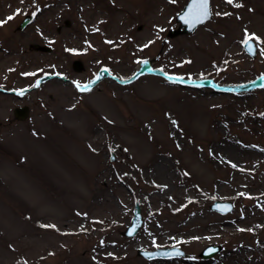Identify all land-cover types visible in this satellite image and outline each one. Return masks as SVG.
Segmentation results:
<instances>
[{
    "label": "rangeland",
    "instance_id": "obj_1",
    "mask_svg": "<svg viewBox=\"0 0 264 264\" xmlns=\"http://www.w3.org/2000/svg\"><path fill=\"white\" fill-rule=\"evenodd\" d=\"M186 1L0 0L5 52L20 50L13 11L26 3L40 12L29 41L52 47L43 60L31 51L28 70L1 51L0 74L14 88L45 72L85 83L102 66L129 76L143 58L220 84L264 73V0H210V20L168 37ZM24 95L0 93V264H264V87L224 94L144 74L85 92L53 78ZM19 102L29 115L9 124ZM134 199L143 223L126 237ZM215 199L233 210H210ZM208 244L221 248L204 259ZM172 245L187 255L136 253Z\"/></svg>",
    "mask_w": 264,
    "mask_h": 264
},
{
    "label": "water",
    "instance_id": "obj_2",
    "mask_svg": "<svg viewBox=\"0 0 264 264\" xmlns=\"http://www.w3.org/2000/svg\"><path fill=\"white\" fill-rule=\"evenodd\" d=\"M192 5H193V0H188L186 4L183 6V8L177 13L176 20L178 21L179 25L176 28L169 29L167 32L168 36L171 37V36H175L180 33L192 32L198 25L206 22L207 20L211 18L212 12L210 8V0H209V5H208L209 16L207 19H204L202 22L196 21L194 13L193 15H189L190 7ZM31 21H32V16L30 15L25 16L24 19L21 21L19 28L24 27L26 24L30 23ZM64 23L68 25L69 21L65 20ZM247 40H248V44H245L243 42L242 44L243 48L247 54H249L250 56H254L256 54L255 42L253 39H250V38H247ZM41 48L46 51H51L50 46H42ZM145 61H147V63H145ZM152 62L153 61L148 58L141 59L136 69L134 70V72L130 76L125 77V78H122L118 75L111 73L106 67H101L98 69L97 73L93 76L91 80L81 85L62 75H59L56 73H53V74L45 73L41 75L40 77H38L31 86L26 87L23 90L15 91V92L18 94H21L26 91H30L31 89L39 86L42 82L52 77H57V78H60L66 81H70L71 83L75 85V87L79 91H85L84 90L85 86H87V90H89L96 83H98L100 80H102L105 77L114 79L118 83L126 84L136 79L137 77H139L140 75L144 73L157 74V75L163 76L164 78H166L168 81L172 83H178L186 87H209L213 89L214 91L220 92V93L247 91V90H251L256 87L264 86V74H260L248 81H241L238 83L219 84L209 77L208 78L206 77L205 78H184L176 74H170L158 67H153ZM72 67L73 69L80 71L83 69V64L80 60L76 59L72 61ZM77 85H79L80 87L78 88ZM27 113H28L27 106L16 107L14 109V114L16 118L18 119H24ZM110 157L111 159H114V155L111 154ZM233 206H234L233 202L230 200L217 199V200H214L209 205V208L211 210H216L220 213H227V212L232 211ZM141 224H142V215H141L140 205L137 200H134L133 215H132L131 221L125 227V229L121 231V234L131 237L138 232ZM219 250H220L219 245L209 244L202 250L200 255L204 258H208L211 255L218 252ZM137 254L142 255L143 257H146V258H169V257H177V256L185 255V252L179 247L171 246V247H158L153 250L137 249Z\"/></svg>",
    "mask_w": 264,
    "mask_h": 264
},
{
    "label": "flooded vegetation",
    "instance_id": "obj_3",
    "mask_svg": "<svg viewBox=\"0 0 264 264\" xmlns=\"http://www.w3.org/2000/svg\"><path fill=\"white\" fill-rule=\"evenodd\" d=\"M26 5L27 6L30 5V3H26ZM26 5L22 9L16 8L13 11V14H22V16H21L19 21H21V19L26 14L34 15L35 16L34 19L36 20L38 18V15L40 14V12H38V9H36L35 11H33L31 13V12H29L30 9H28V7ZM41 11H42V9H41ZM9 16H12V14H10ZM17 26H18V24L16 25L15 29L13 30V33L18 35L17 36V40H18V44L20 46V50L17 53L11 52L10 50L5 52L3 50V47L0 44V52L2 51L3 54H5V55H12V54L17 55V54H19L20 57L18 58V61L21 64L24 65V70H28V69H31L32 62H33L32 56L30 54L31 51L39 52L41 54V57H42V55L45 54V52L40 51L37 47L39 45H42V44H45V43H43V42L32 43L31 41H29L30 40L29 39L30 38V31L29 30L26 31V28L28 26H26L25 28H22V29H18ZM3 41H4V37L3 38L0 37V43H3ZM41 60H43V57H42ZM0 73H1V71H0ZM2 74H4V73H2ZM7 80H8V78H7V76L5 74L4 75L0 74V93L9 95L12 99L23 100L25 95H17L16 93L11 92L13 90H16L17 88H14V86H11V85H9V84L4 82V81H7ZM1 88H4L5 90L3 91V90H1ZM21 88H23V87H21ZM24 105H27V104L24 103V102H22V103L19 102L18 104L13 105L12 111H11L12 112V118L10 116L7 119L9 124H11V123H13L15 121L16 122L22 121V120L16 119L13 109L16 106H24Z\"/></svg>",
    "mask_w": 264,
    "mask_h": 264
},
{
    "label": "snow or ice",
    "instance_id": "obj_4",
    "mask_svg": "<svg viewBox=\"0 0 264 264\" xmlns=\"http://www.w3.org/2000/svg\"><path fill=\"white\" fill-rule=\"evenodd\" d=\"M227 3L232 4L233 0H226ZM209 0H193V5L190 7V13L189 15H193L195 16V19L197 22H202L204 19H207L209 16ZM236 7H240L239 4L235 5ZM13 17L9 16L7 19L11 20ZM4 22H0V24H2ZM250 39H257L256 37H249ZM245 44H248V40L246 39L244 41ZM145 63H147V61H145ZM106 71V70H105ZM99 78V77H97ZM77 87L79 88L80 86L77 85ZM87 90V86H85V89ZM22 94V93H21Z\"/></svg>",
    "mask_w": 264,
    "mask_h": 264
},
{
    "label": "bare ground",
    "instance_id": "obj_5",
    "mask_svg": "<svg viewBox=\"0 0 264 264\" xmlns=\"http://www.w3.org/2000/svg\"><path fill=\"white\" fill-rule=\"evenodd\" d=\"M162 165H164V163H162ZM168 166V165H167ZM167 166L164 165L165 167V170H168ZM166 191L163 189V194L165 193Z\"/></svg>",
    "mask_w": 264,
    "mask_h": 264
}]
</instances>
